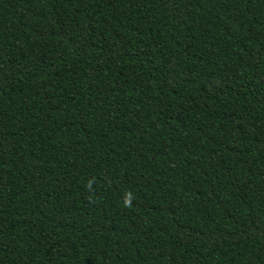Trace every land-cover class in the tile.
Wrapping results in <instances>:
<instances>
[{
	"label": "trees",
	"instance_id": "obj_1",
	"mask_svg": "<svg viewBox=\"0 0 264 264\" xmlns=\"http://www.w3.org/2000/svg\"><path fill=\"white\" fill-rule=\"evenodd\" d=\"M0 264H264V0H0Z\"/></svg>",
	"mask_w": 264,
	"mask_h": 264
}]
</instances>
